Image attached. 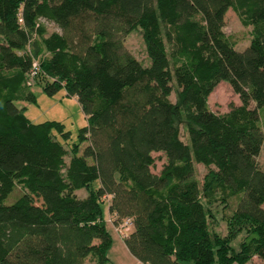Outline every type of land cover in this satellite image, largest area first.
Returning a JSON list of instances; mask_svg holds the SVG:
<instances>
[{"label": "trees", "instance_id": "1", "mask_svg": "<svg viewBox=\"0 0 264 264\" xmlns=\"http://www.w3.org/2000/svg\"><path fill=\"white\" fill-rule=\"evenodd\" d=\"M228 8L251 27L242 50L222 31ZM136 28L147 66L123 46ZM32 60L33 84L63 88L85 116L68 151L59 123L31 122L14 104L34 101ZM219 81L239 104L214 113L207 95ZM262 107L264 0H0V264L106 263L104 200L114 226L130 218L123 241L143 264H264ZM152 152L165 157L157 174ZM192 162L208 168L202 191ZM216 202L231 207L225 236L209 227Z\"/></svg>", "mask_w": 264, "mask_h": 264}, {"label": "rangeland", "instance_id": "2", "mask_svg": "<svg viewBox=\"0 0 264 264\" xmlns=\"http://www.w3.org/2000/svg\"><path fill=\"white\" fill-rule=\"evenodd\" d=\"M223 27L222 31L224 35H226L234 44V48L237 50H242L245 48L251 37V27L244 26L238 14L231 8H228L224 14L223 19ZM43 27L45 29V34H48L52 31H57L56 27L51 24L44 22ZM123 46L126 50L135 57L143 66H147L149 63V58L147 57L145 42L142 37V31L140 28H136L129 32L127 35L123 37ZM41 77V76H40ZM39 79V77L37 78ZM34 80V79H33ZM30 86L29 90L34 98V101L27 100L25 98H20L14 100V104L23 108L24 115L34 123L44 122V121H53L57 122L62 126V132L66 135L62 136L57 133V140L62 143L63 147L69 150V147L72 146L73 143L77 141V132L78 129L86 125L85 116L82 113L79 104L76 99L71 96H67L63 90V88L59 87L52 94H46L38 81L34 84L27 85ZM176 87L172 83V91L169 94V100L171 102L176 101ZM229 104L238 105L239 99L237 94H235L229 84L226 81H219L214 86L212 91L207 95V107L210 111L214 113H223L227 111V107ZM251 107L254 106L253 103L250 104ZM259 113V121L261 130L263 133V141L259 150L258 155L256 156V162L258 167H264V107L258 109ZM179 138L182 141L186 140V133L183 128V125L180 123L178 125ZM83 142L80 144L79 149L85 145ZM70 154L66 152V156L64 161L67 162ZM151 156L154 158L153 165L150 167V170L157 174L161 169L162 165L165 162V157L162 152H152ZM193 174L192 179L196 182L200 191H202V185L205 176L209 173L208 168L204 167L202 164H198L192 162ZM92 188H96L98 186V181H94L90 185ZM21 192V188L19 186H15L14 190H12L4 199V203L9 204L14 200ZM77 197L81 198L86 194L85 189H78L75 191ZM106 203L103 201L100 204L101 214L103 218H106ZM211 207V210L214 214V220L211 222L208 220L209 227L215 230L221 236H225L227 234V222L225 219L221 217H227L231 212V207L221 208V203H214ZM223 210V211H222ZM228 218V217H227ZM111 220V219H110ZM232 221V219H231ZM131 230V227L123 228L121 230L122 233H128ZM244 231H240L235 239L231 242V245L234 250L238 249V243L241 241ZM93 257L91 254L85 258V264H93L90 258ZM108 264V263H107ZM188 264H193L192 262ZM247 264H259V260L256 257H251Z\"/></svg>", "mask_w": 264, "mask_h": 264}, {"label": "crops", "instance_id": "3", "mask_svg": "<svg viewBox=\"0 0 264 264\" xmlns=\"http://www.w3.org/2000/svg\"><path fill=\"white\" fill-rule=\"evenodd\" d=\"M104 202L106 203V218L103 219L106 230L111 237V244L106 252L107 261L104 264H143L134 258L127 250L123 238L115 230L114 225L110 221L111 215L108 212V201L104 200ZM90 259L94 260V257H91ZM92 263L95 264V260L92 261Z\"/></svg>", "mask_w": 264, "mask_h": 264}, {"label": "built area", "instance_id": "4", "mask_svg": "<svg viewBox=\"0 0 264 264\" xmlns=\"http://www.w3.org/2000/svg\"><path fill=\"white\" fill-rule=\"evenodd\" d=\"M17 22L21 23V16H20L19 12L17 15ZM37 25L38 24L36 23L35 26H37ZM37 72H38V62L36 60H32L30 69H29L28 74H27V79H26L27 85L33 84V78L37 74ZM103 198L107 199V196L104 195ZM127 227H131L130 218H125L120 225L114 226L115 230L121 235L122 238L125 235V233H122L121 230L123 228H127Z\"/></svg>", "mask_w": 264, "mask_h": 264}]
</instances>
